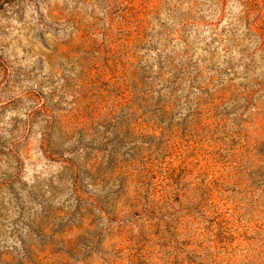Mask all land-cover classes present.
<instances>
[{
    "label": "rangeland",
    "instance_id": "1",
    "mask_svg": "<svg viewBox=\"0 0 264 264\" xmlns=\"http://www.w3.org/2000/svg\"><path fill=\"white\" fill-rule=\"evenodd\" d=\"M0 264H264V0H0Z\"/></svg>",
    "mask_w": 264,
    "mask_h": 264
}]
</instances>
